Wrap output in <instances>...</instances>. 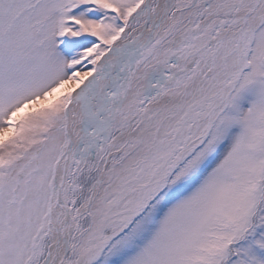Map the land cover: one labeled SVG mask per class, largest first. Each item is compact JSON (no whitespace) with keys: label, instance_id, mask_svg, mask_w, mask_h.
I'll use <instances>...</instances> for the list:
<instances>
[{"label":"snow or ice","instance_id":"6c2138e0","mask_svg":"<svg viewBox=\"0 0 264 264\" xmlns=\"http://www.w3.org/2000/svg\"><path fill=\"white\" fill-rule=\"evenodd\" d=\"M0 264H264V0H0Z\"/></svg>","mask_w":264,"mask_h":264}]
</instances>
